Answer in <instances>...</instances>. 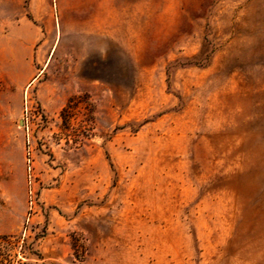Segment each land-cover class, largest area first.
Here are the masks:
<instances>
[{
  "label": "rangeland",
  "instance_id": "374dc122",
  "mask_svg": "<svg viewBox=\"0 0 264 264\" xmlns=\"http://www.w3.org/2000/svg\"><path fill=\"white\" fill-rule=\"evenodd\" d=\"M0 235V264H264V0H0Z\"/></svg>",
  "mask_w": 264,
  "mask_h": 264
},
{
  "label": "trees",
  "instance_id": "16d2710c",
  "mask_svg": "<svg viewBox=\"0 0 264 264\" xmlns=\"http://www.w3.org/2000/svg\"><path fill=\"white\" fill-rule=\"evenodd\" d=\"M69 107H70V104L68 103V105L63 108V110L61 111V116L62 117L66 115V113L68 112ZM14 237L15 236H13V235H0V241H9V240L13 239Z\"/></svg>",
  "mask_w": 264,
  "mask_h": 264
},
{
  "label": "crops",
  "instance_id": "0c3cea01",
  "mask_svg": "<svg viewBox=\"0 0 264 264\" xmlns=\"http://www.w3.org/2000/svg\"><path fill=\"white\" fill-rule=\"evenodd\" d=\"M8 79H10V75H8ZM19 89H20V87H18V89H16V92H15L16 96L19 95ZM51 111H53V109Z\"/></svg>",
  "mask_w": 264,
  "mask_h": 264
},
{
  "label": "water",
  "instance_id": "95a60500",
  "mask_svg": "<svg viewBox=\"0 0 264 264\" xmlns=\"http://www.w3.org/2000/svg\"><path fill=\"white\" fill-rule=\"evenodd\" d=\"M22 123V122H21Z\"/></svg>",
  "mask_w": 264,
  "mask_h": 264
}]
</instances>
